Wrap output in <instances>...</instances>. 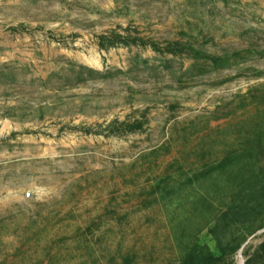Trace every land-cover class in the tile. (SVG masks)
<instances>
[{
    "label": "rangeland",
    "instance_id": "1",
    "mask_svg": "<svg viewBox=\"0 0 264 264\" xmlns=\"http://www.w3.org/2000/svg\"><path fill=\"white\" fill-rule=\"evenodd\" d=\"M262 242L264 0H0V264Z\"/></svg>",
    "mask_w": 264,
    "mask_h": 264
},
{
    "label": "trees",
    "instance_id": "2",
    "mask_svg": "<svg viewBox=\"0 0 264 264\" xmlns=\"http://www.w3.org/2000/svg\"><path fill=\"white\" fill-rule=\"evenodd\" d=\"M107 38L110 37H102L103 42H101V47H108L106 44H104V40H106ZM140 41H143V39L139 37L124 36L122 34L113 32L109 45H138ZM121 126L126 127L129 126V124L126 122H122ZM222 257L223 256H217L215 253H212L205 246L195 245L180 264H220V261H222ZM258 260L264 262V242H262L257 250L252 255H250V258L247 260L246 264H254Z\"/></svg>",
    "mask_w": 264,
    "mask_h": 264
}]
</instances>
